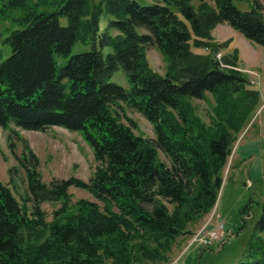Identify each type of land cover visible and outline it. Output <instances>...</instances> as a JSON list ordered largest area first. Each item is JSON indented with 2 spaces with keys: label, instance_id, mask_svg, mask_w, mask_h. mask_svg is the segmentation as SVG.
Returning a JSON list of instances; mask_svg holds the SVG:
<instances>
[{
  "label": "trees",
  "instance_id": "obj_1",
  "mask_svg": "<svg viewBox=\"0 0 264 264\" xmlns=\"http://www.w3.org/2000/svg\"><path fill=\"white\" fill-rule=\"evenodd\" d=\"M103 1L112 18L100 31L102 2L0 0V19L12 22L3 39L10 54L0 58V125L16 134L11 124L78 131L97 162L87 181L46 182L19 137L26 192L18 198L0 181V264L167 263L215 206L234 144L260 107L249 77L230 67L237 51L221 66L215 56L228 42L211 31L226 22L264 47V0H249L248 9L238 8L243 0ZM77 40L90 50L70 54ZM147 46L162 53L164 74L149 65ZM56 55L68 58L59 65ZM118 69L127 87L110 80ZM208 93L215 103L207 122L190 99ZM126 108L152 124L154 138L134 131ZM70 186L96 201L73 199ZM45 202L56 204L50 219ZM254 230L251 259L236 264H264V202Z\"/></svg>",
  "mask_w": 264,
  "mask_h": 264
},
{
  "label": "rangeland",
  "instance_id": "obj_2",
  "mask_svg": "<svg viewBox=\"0 0 264 264\" xmlns=\"http://www.w3.org/2000/svg\"><path fill=\"white\" fill-rule=\"evenodd\" d=\"M91 2L96 4L102 2L98 25L99 30L104 31L109 26V19L112 16L106 11L103 0ZM194 3L198 2L195 0ZM236 4L240 9L249 8V0L236 1ZM59 21L62 25L67 24L65 16L60 17ZM11 24L8 18L0 19V58L10 54V47L3 39L12 28ZM110 31L112 34L116 33L114 30ZM211 34L216 42H228L216 53L215 57L220 64H225L224 56H231L235 51L237 56L239 53L242 57V61L240 63L237 61L236 66H227L243 71L254 81L252 86L260 92L261 103L249 125L242 130L234 144L223 172L224 180L215 206L200 224L195 226L192 234L181 237L184 240H179L173 247L169 261L165 264H236L250 260L251 258L246 256L247 247L256 234L254 226L264 202V47L251 42L226 22L217 24ZM90 48L88 43L77 40L70 54ZM191 48L198 54H207L209 51L203 47ZM146 54L149 65L159 74H164L167 62L162 53L155 46H147ZM55 57L59 65L64 64L68 58L58 55ZM110 80L124 87L128 86L127 78L121 69L116 70ZM190 103L194 106L195 113L208 122L215 103L213 96L208 93L205 99L191 98ZM118 111L122 113L121 110ZM124 111L128 117L135 120L136 133L154 138L152 124L140 112L131 108ZM121 120L126 122L124 116ZM10 127L17 134L0 125V181L9 186L18 198L26 192L25 171L19 164L24 146L19 137L26 141L29 149L38 157L37 168L44 181L49 182L53 177L65 179L70 176L87 181L93 174L97 162L91 147L78 131H71L58 125L49 126L44 130L23 129L13 124ZM160 156L162 157L161 154ZM69 192L73 199L83 197L96 201L84 189L70 186ZM42 208L50 219L56 204L45 202ZM211 216V224L217 222V219L219 221V218L225 223L227 230L219 240L220 243L215 242L209 247L189 245L193 233ZM262 235L264 236V233Z\"/></svg>",
  "mask_w": 264,
  "mask_h": 264
},
{
  "label": "built area",
  "instance_id": "obj_3",
  "mask_svg": "<svg viewBox=\"0 0 264 264\" xmlns=\"http://www.w3.org/2000/svg\"><path fill=\"white\" fill-rule=\"evenodd\" d=\"M226 66L225 64H221ZM251 83H254L250 79ZM211 219L208 218L205 223H203L194 233L191 239L189 240L190 244H196L198 246L208 247L214 242H218L225 234L224 222L218 221L211 224Z\"/></svg>",
  "mask_w": 264,
  "mask_h": 264
},
{
  "label": "crops",
  "instance_id": "obj_4",
  "mask_svg": "<svg viewBox=\"0 0 264 264\" xmlns=\"http://www.w3.org/2000/svg\"><path fill=\"white\" fill-rule=\"evenodd\" d=\"M237 57H238V60H237V61H238V63H240V62L242 61V59H241L242 57L239 55V53H238V56H237ZM243 159H244V158H243ZM219 219H220V218H219ZM225 229H226V227H225ZM226 230H227V229H226Z\"/></svg>",
  "mask_w": 264,
  "mask_h": 264
}]
</instances>
